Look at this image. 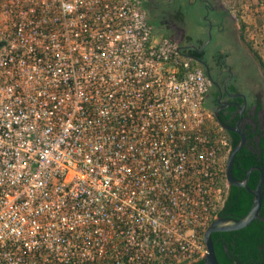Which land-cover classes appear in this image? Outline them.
Segmentation results:
<instances>
[{
	"label": "built area",
	"instance_id": "built-area-1",
	"mask_svg": "<svg viewBox=\"0 0 264 264\" xmlns=\"http://www.w3.org/2000/svg\"><path fill=\"white\" fill-rule=\"evenodd\" d=\"M209 77L143 0H0V264H185L226 195Z\"/></svg>",
	"mask_w": 264,
	"mask_h": 264
},
{
	"label": "flooded vegetation",
	"instance_id": "flooded-vegetation-1",
	"mask_svg": "<svg viewBox=\"0 0 264 264\" xmlns=\"http://www.w3.org/2000/svg\"><path fill=\"white\" fill-rule=\"evenodd\" d=\"M169 1L171 4L178 2L148 0L149 16L158 19L163 26L159 29L174 38L181 52L190 56L207 73L210 83L205 102L214 115L218 105L228 102L217 108L216 118L245 132L242 146L261 153V141H264V74L252 69V60L255 58L252 54L249 56V49L240 39L236 15L225 0H185L188 6L197 4L202 8L199 22L193 30H189L186 24L181 25L174 19L171 22L170 17H165L169 13V9L165 8L170 5ZM164 9L166 11H162ZM174 13L180 21L183 20L185 13L181 9L175 7ZM236 38L247 48V56L235 54ZM224 127L229 138L237 137L238 141L240 133L236 129ZM260 167L263 169V166Z\"/></svg>",
	"mask_w": 264,
	"mask_h": 264
},
{
	"label": "trees",
	"instance_id": "trees-1",
	"mask_svg": "<svg viewBox=\"0 0 264 264\" xmlns=\"http://www.w3.org/2000/svg\"><path fill=\"white\" fill-rule=\"evenodd\" d=\"M148 4V0H143ZM261 0H257L259 3ZM240 39L247 46L258 64L264 71V60L252 43L246 39L243 29L244 22L236 15ZM231 148L237 143V137L230 139ZM261 153L252 152L247 146H242L235 154L232 162V174L235 178H242L248 167L263 166L264 169V141H261ZM260 172L251 169L247 184L254 188ZM264 179L262 183V203L260 215L248 224L235 229L215 230L211 232L215 254L220 264H264ZM227 193L218 211L221 216H243L250 208L253 194L243 185L229 184ZM231 212V213H228ZM235 261L237 263H235ZM188 264H204L203 257L196 258Z\"/></svg>",
	"mask_w": 264,
	"mask_h": 264
},
{
	"label": "rangeland",
	"instance_id": "rangeland-1",
	"mask_svg": "<svg viewBox=\"0 0 264 264\" xmlns=\"http://www.w3.org/2000/svg\"><path fill=\"white\" fill-rule=\"evenodd\" d=\"M169 3L170 5H168V7L164 5L166 9H169V13L167 12L165 17H170L171 22H173L174 19L175 21L180 22L181 25L186 24L189 30H193L195 24H197V21L199 22L200 11L202 8L197 4L188 6L185 0H178V2L176 1L172 4L169 1ZM225 3L232 10V12L235 15H238L242 22H244L245 26L243 32L246 39L249 40L252 43L253 47L258 50L264 60V0H261L259 3L257 2V0H225ZM175 7H178L182 10L183 13H185L183 20L180 21L177 18V15H175ZM166 9L162 11H166ZM159 11L161 12V7H159ZM149 20L151 21L153 26L156 27V29H159L160 26L163 27L159 24L158 19L149 16ZM237 24L238 21L236 17V25ZM234 40L236 44L235 54L237 55L238 53H243L247 56L246 51L248 50L243 45V43L237 38ZM248 54L250 56L252 53L249 52ZM251 66L256 73L264 74V71L262 70L256 59L252 60ZM188 263L189 262L185 264Z\"/></svg>",
	"mask_w": 264,
	"mask_h": 264
},
{
	"label": "water",
	"instance_id": "water-1",
	"mask_svg": "<svg viewBox=\"0 0 264 264\" xmlns=\"http://www.w3.org/2000/svg\"><path fill=\"white\" fill-rule=\"evenodd\" d=\"M229 102H235V101H229ZM226 103L228 102L224 101L222 104L216 107L215 109L216 116H217V113H216L217 108ZM219 121L221 122L223 126L236 129L240 133V138L238 139L235 146L231 148L229 155L227 157V160H226V170H225L226 181L229 184H237V185L245 186L248 189V191L253 194V200H252L249 210L241 217L217 215L210 221V223L204 230V240L206 242V247H207L205 254L203 255L204 264H220L215 254L211 232L215 230H228V229L240 228L248 224L251 220H253L255 217L260 215V207L262 203V183H263V178H264V172H263L262 167L258 165H252L248 167L245 175L242 178H235L232 174V162H233L236 152L242 147L244 143L243 138H244L245 132H242L237 127L227 125L223 123L221 120ZM251 169H257L260 172L257 184L255 185L254 188L249 187L247 184V180H248ZM228 213H231V212H228ZM235 263L237 262L235 261Z\"/></svg>",
	"mask_w": 264,
	"mask_h": 264
}]
</instances>
